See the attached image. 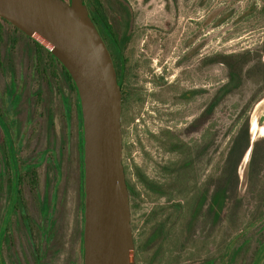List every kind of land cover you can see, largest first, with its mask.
Listing matches in <instances>:
<instances>
[{"label": "rangeland", "instance_id": "rangeland-1", "mask_svg": "<svg viewBox=\"0 0 264 264\" xmlns=\"http://www.w3.org/2000/svg\"><path fill=\"white\" fill-rule=\"evenodd\" d=\"M100 1L121 34L123 16L117 0ZM123 3L132 16V36L124 50L123 162L135 187L132 227L142 248L137 264H264V0ZM0 24V105L26 129L22 156H35L36 163L46 149L53 152L48 158L62 151L57 238L47 242L38 229L45 225L40 201L45 196L51 200L58 181L52 170L46 187L48 163L42 161L37 187L26 188L35 214V254L25 234L17 231L12 246L15 264H77L82 259L75 96L69 98L73 112L67 123L62 97L70 96L62 84L61 66H53L44 51L39 64L34 42L13 25L2 20ZM247 51L251 55L243 65L241 86L208 114L216 92L229 78L228 67L216 57ZM42 65L50 70L47 77L57 74L52 85L44 79ZM193 91L197 93L191 95ZM18 96L14 106L11 97ZM48 109L54 117L51 130ZM247 127L250 144L235 158L232 149ZM136 171L157 189L140 182ZM231 175L224 208L211 210L214 191ZM5 203L2 196L0 213ZM154 227L158 240L154 247L147 246Z\"/></svg>", "mask_w": 264, "mask_h": 264}, {"label": "water", "instance_id": "water-1", "mask_svg": "<svg viewBox=\"0 0 264 264\" xmlns=\"http://www.w3.org/2000/svg\"><path fill=\"white\" fill-rule=\"evenodd\" d=\"M0 18L68 71L84 127L83 264H137L122 130L123 94L112 55L84 0H0Z\"/></svg>", "mask_w": 264, "mask_h": 264}, {"label": "trees", "instance_id": "trees-1", "mask_svg": "<svg viewBox=\"0 0 264 264\" xmlns=\"http://www.w3.org/2000/svg\"><path fill=\"white\" fill-rule=\"evenodd\" d=\"M88 1V0H87ZM119 10L122 14L123 18V32L119 34L115 29L114 25L110 23L109 17L104 9L103 3L100 0H90L88 4L92 9V17L95 23L100 27L102 33L108 37L111 41V50L110 53L112 56H118L120 60L124 58V50L127 47L128 42L131 39L130 30V22H131V11L128 7L123 3V0H117ZM7 21L0 18V21ZM9 24V23H8ZM11 25V24H10ZM15 31L20 32L25 38L31 40L35 44V49L38 55V62L42 64V51L46 52L50 57L53 66L56 64L61 66L62 69V84L66 89L67 96L70 97H62L64 106H65V116L67 123L70 122L72 118L73 112V104L71 103L72 95L74 100V107L76 113L77 120V140H78V153H79V181H80V202H79V211L81 214V229L78 231V252L81 255L82 261L77 264H83L84 258V202H85V185H84V127H83V115L82 108L79 95L77 93L76 86L73 82L71 75L68 71L63 67V65L45 48H43L40 44L36 43L34 40L26 36L23 32L14 27ZM3 27L0 24V52L3 44ZM251 53L249 51L242 54H230V55H222L220 57H216L217 62H221L228 67V82L220 87L215 94V97L210 104L208 109V114L214 112L216 107L222 102V100L238 89L243 82V65L245 64V60L250 59ZM260 58V60H259ZM258 58V63L262 62L261 55ZM122 66V74L123 79L125 78L126 71V60L121 61ZM43 77L48 82L49 85H52L53 79L57 77L55 72H52L51 77H47L48 72L50 71L46 65H42ZM120 80L119 84L122 88L123 97L124 95V85L123 81ZM13 85V89H14ZM58 91L63 93L60 86H58ZM15 93V92H14ZM197 91H193L191 95H195ZM42 92H39V96ZM64 94V93H63ZM64 96V95H63ZM70 98V99H69ZM190 98V97H189ZM20 100V97H11V103L15 106ZM124 104V100H123ZM48 116V130H51L54 127V117L51 113V110H47ZM26 129L22 127L21 123L17 120L16 117L9 116L6 111L0 105V154L2 167L0 170V198L5 196V206L1 210L0 213V264H15V255L12 254V246L14 242L15 233L18 231L19 233H24L25 236L30 241V244L33 248V253L35 254V214L31 213L29 209V200L27 199V185L29 184V190H35L38 184V173L37 169L42 161H46L48 163V173L46 175V187L48 188L51 185L50 182V174L52 170H55L57 173L58 181H55V192H53L51 200L45 196L40 202L41 204V213L42 218L45 221L44 227H38L40 230L42 237L47 242H51L56 239L57 230H56V210H57V186L59 179L61 177V158L62 151L59 152L58 156L55 157L54 154L48 158L51 150L46 149L42 152L41 157L35 163V156L33 157H23L22 151L23 146L26 139ZM238 140L236 141L235 146L232 149L233 157H238V152L241 147L244 145L247 148L250 144V139L248 135V127L245 132L242 133ZM175 148V147H174ZM181 146L177 143L176 149H180ZM243 149V147H242ZM248 150V149H247ZM53 153V152H51ZM190 165V163H189ZM126 178L128 189L130 192V199L135 195V187L132 183L131 173L129 168L125 166ZM137 179L142 182L145 186L155 191L157 187L152 186V182L149 181L147 177L141 175L140 172L136 171ZM233 176L231 175L226 181L223 187H219L213 193L211 201L209 203L211 210L222 211L227 201L228 190L232 185ZM32 186V188H31ZM203 198L199 204V209L202 208L204 204ZM198 214V213H197ZM155 230H152L148 240L146 241L147 246L154 247L155 243L158 240V229L154 227ZM157 234V235H156ZM136 245V260L142 251V248L139 247L137 243V239L135 238ZM36 251L40 253V248L37 247ZM18 264V263H17Z\"/></svg>", "mask_w": 264, "mask_h": 264}, {"label": "flooded vegetation", "instance_id": "flooded-vegetation-1", "mask_svg": "<svg viewBox=\"0 0 264 264\" xmlns=\"http://www.w3.org/2000/svg\"><path fill=\"white\" fill-rule=\"evenodd\" d=\"M67 1H68V0H67ZM84 2H85V4H86L87 7H88V10H89V12H90V15H91V18H92L93 22L95 23V21H94V19H93V17H92V9L90 8V6H89V4H88V1H87V0H84ZM95 25H96L97 29L99 30L100 34L102 35V37H103V39H104V41H105V43H106V45H107V47H108V49H109V51H110V50H111L110 48H111V45H112L111 41L108 39L107 36H105V35L102 33V30L100 29V27H98V25H97L96 23H95ZM111 55H112V54H111ZM112 58H113V61H114V64H115V68H116V71H117L118 81L120 82V80L123 79V74H122V69H121V66H122L121 61H124L125 57L122 58V59L120 60V58H119L118 56H115V54H114V55L112 56ZM125 60H126V59H125ZM122 81H123V85H124L125 78H124V80H122ZM122 94H123V93H122ZM123 100H124V99H123Z\"/></svg>", "mask_w": 264, "mask_h": 264}]
</instances>
